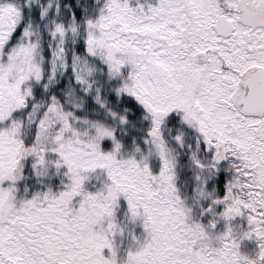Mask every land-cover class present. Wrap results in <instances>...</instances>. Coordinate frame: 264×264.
Segmentation results:
<instances>
[{"label": "snow or ice", "instance_id": "1", "mask_svg": "<svg viewBox=\"0 0 264 264\" xmlns=\"http://www.w3.org/2000/svg\"><path fill=\"white\" fill-rule=\"evenodd\" d=\"M0 264H264V0H0Z\"/></svg>", "mask_w": 264, "mask_h": 264}]
</instances>
